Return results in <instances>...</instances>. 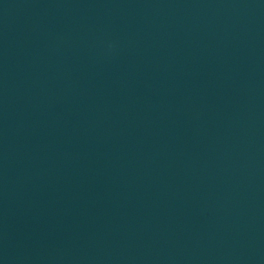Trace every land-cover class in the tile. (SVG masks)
<instances>
[{"label":"water","instance_id":"water-1","mask_svg":"<svg viewBox=\"0 0 264 264\" xmlns=\"http://www.w3.org/2000/svg\"><path fill=\"white\" fill-rule=\"evenodd\" d=\"M0 264H264V0H0Z\"/></svg>","mask_w":264,"mask_h":264}]
</instances>
